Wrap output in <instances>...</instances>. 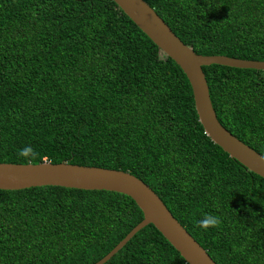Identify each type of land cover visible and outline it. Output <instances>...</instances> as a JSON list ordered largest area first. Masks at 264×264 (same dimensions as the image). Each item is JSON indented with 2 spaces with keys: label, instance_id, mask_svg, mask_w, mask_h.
I'll use <instances>...</instances> for the list:
<instances>
[{
  "label": "trees",
  "instance_id": "16d2710c",
  "mask_svg": "<svg viewBox=\"0 0 264 264\" xmlns=\"http://www.w3.org/2000/svg\"><path fill=\"white\" fill-rule=\"evenodd\" d=\"M142 1L196 55L264 61V0ZM201 70L219 124L264 156V72ZM42 162L126 172L215 264H264V179L204 135L185 76L111 0H0V163ZM141 220L118 193L0 190V264H94ZM105 264L185 262L146 225Z\"/></svg>",
  "mask_w": 264,
  "mask_h": 264
},
{
  "label": "water",
  "instance_id": "95a60500",
  "mask_svg": "<svg viewBox=\"0 0 264 264\" xmlns=\"http://www.w3.org/2000/svg\"><path fill=\"white\" fill-rule=\"evenodd\" d=\"M134 26L182 72L191 90L193 108L204 135L248 172L264 179V160L227 132L212 109L201 67L217 65L264 72V61L226 56L196 55L174 36L170 29L142 0H111ZM37 187H61L84 191H106L130 198L142 220L104 257L94 264H105L128 240L151 225L178 253L185 264H215L207 253L171 216L159 198L140 180L119 170L77 166L67 163H0V190L18 191Z\"/></svg>",
  "mask_w": 264,
  "mask_h": 264
},
{
  "label": "clouds",
  "instance_id": "9594fccd",
  "mask_svg": "<svg viewBox=\"0 0 264 264\" xmlns=\"http://www.w3.org/2000/svg\"><path fill=\"white\" fill-rule=\"evenodd\" d=\"M18 155L25 159H36L39 153L31 145H25L19 150ZM260 159L264 160V157ZM194 223L198 228L208 231L209 229H218L222 225V219L216 215L205 214L202 218L194 220Z\"/></svg>",
  "mask_w": 264,
  "mask_h": 264
}]
</instances>
